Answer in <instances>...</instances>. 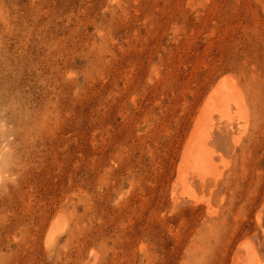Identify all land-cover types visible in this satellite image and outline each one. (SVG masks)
<instances>
[{"label": "rangeland", "instance_id": "rangeland-1", "mask_svg": "<svg viewBox=\"0 0 264 264\" xmlns=\"http://www.w3.org/2000/svg\"><path fill=\"white\" fill-rule=\"evenodd\" d=\"M230 73L248 124L192 204L182 150ZM0 147V264L264 261V0H0Z\"/></svg>", "mask_w": 264, "mask_h": 264}, {"label": "bare ground", "instance_id": "bare-ground-1", "mask_svg": "<svg viewBox=\"0 0 264 264\" xmlns=\"http://www.w3.org/2000/svg\"><path fill=\"white\" fill-rule=\"evenodd\" d=\"M248 115L246 97L236 76L231 73L223 74L203 100L194 119L192 130L183 147L177 168V177L174 182V186H176L174 189L177 187L181 189L180 197L178 196L180 189L175 190L178 198H183L185 201L192 202V204L197 203L199 198L193 190L195 184L209 187L219 183L223 176V170L222 166L220 165V167L216 161L219 150L217 151L214 147L213 143L215 142L212 143L215 137L213 134L217 129L219 131V129L234 130L235 127L246 128ZM234 143L239 142L236 140ZM3 150V147H0V181L4 177L1 164L4 155ZM63 219L59 217L53 222L48 232V244L56 241L57 237L66 230V222ZM258 252L259 250L254 242L244 240L237 253H235L233 264H264Z\"/></svg>", "mask_w": 264, "mask_h": 264}]
</instances>
